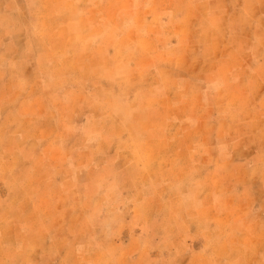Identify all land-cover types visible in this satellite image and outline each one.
Returning <instances> with one entry per match:
<instances>
[{"label":"rangeland","instance_id":"obj_1","mask_svg":"<svg viewBox=\"0 0 264 264\" xmlns=\"http://www.w3.org/2000/svg\"><path fill=\"white\" fill-rule=\"evenodd\" d=\"M0 264H264V0H0Z\"/></svg>","mask_w":264,"mask_h":264}]
</instances>
